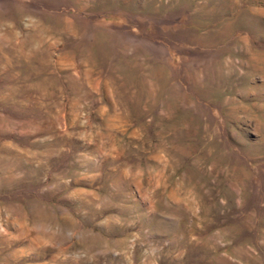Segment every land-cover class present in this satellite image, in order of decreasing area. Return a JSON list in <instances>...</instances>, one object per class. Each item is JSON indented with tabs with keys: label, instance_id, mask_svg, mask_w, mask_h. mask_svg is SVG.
I'll use <instances>...</instances> for the list:
<instances>
[{
	"label": "rangeland",
	"instance_id": "374dc122",
	"mask_svg": "<svg viewBox=\"0 0 264 264\" xmlns=\"http://www.w3.org/2000/svg\"><path fill=\"white\" fill-rule=\"evenodd\" d=\"M0 264H264V0H0Z\"/></svg>",
	"mask_w": 264,
	"mask_h": 264
}]
</instances>
